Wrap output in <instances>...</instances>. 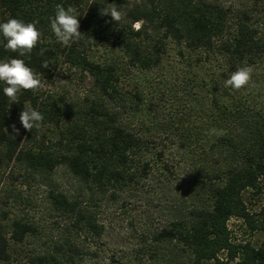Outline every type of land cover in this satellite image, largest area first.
<instances>
[{
    "label": "trees",
    "instance_id": "obj_1",
    "mask_svg": "<svg viewBox=\"0 0 264 264\" xmlns=\"http://www.w3.org/2000/svg\"><path fill=\"white\" fill-rule=\"evenodd\" d=\"M228 2L0 0V23L38 20L45 40L20 57L4 49L0 35V60L23 59L41 81L51 79L62 60L93 80L78 102L22 91L20 103L12 104L0 82V183L11 166L23 170L26 179L39 177L50 187L48 209L62 221L54 233L25 215L7 221L8 212L1 211L0 264L94 260L107 237L102 206L116 203L154 167L167 174L164 151L152 150L147 133L135 125L144 124L146 109H154L146 99L150 85L129 84L137 74L167 67L171 50L178 64L172 71L192 104L189 111L201 110L204 119L185 124L178 113L164 131L189 168L183 182L187 195H176L162 227L140 234L133 249L137 261H124L112 250L107 264H264V196L257 209L247 200L250 191L264 194V7L254 18L240 0ZM57 4L73 7L79 16L83 39L71 47L59 43L50 27ZM113 6L121 12L118 24L100 15L103 7ZM40 47L47 49L44 57L37 55ZM44 59L47 69L41 66ZM238 64L253 69L255 87L224 86ZM25 101L43 114L41 126H54L51 136L31 141L35 129L25 139L13 132V124L23 128L19 116ZM59 167L70 173L73 188L55 183ZM233 218L261 238L236 239L229 225ZM31 240L39 243L29 247Z\"/></svg>",
    "mask_w": 264,
    "mask_h": 264
},
{
    "label": "rangeland",
    "instance_id": "obj_2",
    "mask_svg": "<svg viewBox=\"0 0 264 264\" xmlns=\"http://www.w3.org/2000/svg\"><path fill=\"white\" fill-rule=\"evenodd\" d=\"M231 1L233 0H226ZM239 1V0H236ZM234 3H237V2ZM240 6L245 9L254 18L264 7V0H240ZM261 1V3H260ZM228 2V3H231ZM233 3V4H234ZM1 21V17H0ZM175 51L171 50L166 56L168 63L164 69H153L144 74H137L131 80L129 85L134 86L136 82L147 87V103L154 102V109H146L147 112L141 117L143 122L135 124L137 128L143 129L149 136L150 148L154 151H164L162 161L167 162L169 171L167 174L162 169L154 167V172L144 181L133 185L131 188L123 191L121 197L116 203L105 204L102 206V218L107 225V237L104 240L105 245L100 250L98 257L85 264H107L112 250L122 257L124 261L134 263L137 258L133 249L136 247L140 234L151 232L154 229L162 227L167 219L173 213V203L176 195H187L185 184L183 183L188 174V166L180 162L182 152L178 150L171 138L167 137L165 129L169 131L177 114L180 118L186 120L185 124L193 122L202 123L201 110H194V114L189 109L192 104L187 101V95L179 86L177 73V59ZM174 69V71H172ZM171 71V73L169 72ZM63 80V82H60ZM45 87L41 92L52 93L55 96H64L68 102H78L83 100L89 93L93 83L92 78L87 74L85 77L78 68L70 67L62 60L51 79H43ZM128 85V82H125ZM189 112V113H188ZM184 113L186 119L181 117ZM178 118V117H177ZM144 126V127H143ZM53 125L41 126L36 132H32L31 141L47 138L54 131ZM29 131L19 128V134L25 139ZM37 137L36 139L34 138ZM6 170L1 176L0 189V212H8L7 221L15 215H25L28 218L38 222L45 230L56 233L57 227L62 223L61 219L48 209V191L49 184L38 178L24 177V171L18 168ZM55 183L60 186L73 188L75 184L70 173L64 168L59 167L54 175ZM264 194L253 195V192L247 193V200L250 207L257 209L260 199ZM5 220V222H7ZM230 228L234 231V236L239 240L251 239L258 241L261 238L260 233H251L246 229L245 222L242 219L233 218L229 222ZM39 240V239H38ZM41 242V240H39ZM39 242L31 240L29 247H34ZM103 242V241H102ZM229 264H237L232 261Z\"/></svg>",
    "mask_w": 264,
    "mask_h": 264
},
{
    "label": "clouds",
    "instance_id": "obj_3",
    "mask_svg": "<svg viewBox=\"0 0 264 264\" xmlns=\"http://www.w3.org/2000/svg\"><path fill=\"white\" fill-rule=\"evenodd\" d=\"M101 16H111L117 24L121 20V12L115 7H103ZM75 14V9L71 6L65 8L62 4L55 6V15L50 18V27L57 41L65 47H71L73 43H78L83 39L80 31V20ZM38 20L25 22L21 19L11 18L7 22L0 23V35L6 41L4 49L12 53H18L20 57L30 55L38 45L45 43L42 30L37 27ZM47 49L40 47L37 55L44 57ZM41 66L45 69L49 67L46 59L42 60ZM253 69L251 67H241L237 65V70L231 72L229 78L225 80V87H230L235 91L247 90L255 87L252 79ZM0 82L6 86L3 88L4 95L10 104L20 103L19 94L22 91L36 93L42 90L45 85L38 74L29 67L23 59L11 58L0 60ZM60 82H63L61 80ZM23 128L27 131L38 130L44 120L43 114L33 108L27 101L19 116ZM12 130L19 134L16 125H12Z\"/></svg>",
    "mask_w": 264,
    "mask_h": 264
}]
</instances>
